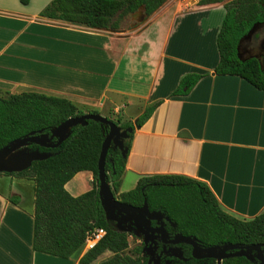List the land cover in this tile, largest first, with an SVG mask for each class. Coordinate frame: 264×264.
<instances>
[{"label": "crops", "instance_id": "0c3cea01", "mask_svg": "<svg viewBox=\"0 0 264 264\" xmlns=\"http://www.w3.org/2000/svg\"><path fill=\"white\" fill-rule=\"evenodd\" d=\"M50 2L0 0L1 92L66 98L122 123L158 102L134 128L117 194L127 177L135 187L143 176L180 174L204 182L238 219L264 212V90L214 72L223 3L167 0L147 17L141 7L127 30L42 16ZM189 73L203 76L187 94L172 95ZM92 181L80 171L65 189L77 196ZM31 183L0 173V264H84V247L69 258L33 250Z\"/></svg>", "mask_w": 264, "mask_h": 264}, {"label": "trees", "instance_id": "16d2710c", "mask_svg": "<svg viewBox=\"0 0 264 264\" xmlns=\"http://www.w3.org/2000/svg\"><path fill=\"white\" fill-rule=\"evenodd\" d=\"M165 1L51 0L41 15L94 28L118 29L121 20L139 8L142 7L145 16H149ZM198 3H223L225 8L217 35L219 60L214 72L238 75L264 90V49L259 51L260 59L241 54L246 41L243 38L253 26L259 25L251 37L253 44L257 45L254 40L261 34L264 37V0H199ZM202 76L200 73L184 75L172 95L187 94ZM157 104L147 106L135 123L113 120L122 128H132L123 143L126 155L123 157L118 148L111 146L106 156L107 181L116 198L133 206H141L146 199L150 210H161L175 223L172 227L165 222L167 231L195 236L204 246L264 243V212L249 220L238 219L221 209L209 187L200 180L180 174H154L140 177L134 188L117 194L134 128L150 117ZM85 113L97 112L93 109L85 112L62 97L39 92L3 93L0 90V148L31 131L47 132L67 118ZM106 132L104 125L89 119L84 125L73 126L58 147H39L51 152L50 157L33 161L20 172L6 173L34 182L33 250L69 258L82 250L87 231L102 227L106 230L105 235L82 255L81 263L145 264V258L141 256L142 242L133 247V255L126 253L128 235L132 233L118 231L114 223L106 219L100 203L97 162ZM37 147L30 145L32 149ZM80 171L92 173V187L73 196L65 189V184ZM180 245L189 260H175L174 264H216L213 258H191V247ZM107 251L111 254L98 260ZM221 264L253 263L243 256H234L223 259Z\"/></svg>", "mask_w": 264, "mask_h": 264}, {"label": "water", "instance_id": "95a60500", "mask_svg": "<svg viewBox=\"0 0 264 264\" xmlns=\"http://www.w3.org/2000/svg\"><path fill=\"white\" fill-rule=\"evenodd\" d=\"M141 10L142 9L140 8V11L138 12L139 14H141ZM142 16L143 15H141L140 18H142ZM262 24L264 25V20ZM258 26L259 25L253 26L243 39H251ZM112 31L117 32L119 30ZM263 49L264 37L260 41V50L262 51ZM260 55L259 52L258 55L251 56L260 59ZM89 119L97 121L107 128L97 162L99 182L98 195L106 219L113 222L118 231L129 232L135 236L142 237L144 244L142 253L150 256L147 264H150L152 260L156 262V260L153 259V254L158 243L155 238H158V235L161 237L160 240L163 244L171 243L175 245L168 249H165V246H163L161 253L173 256L179 260L185 261L187 258L183 256V250L181 247L177 246V244H187L191 247L190 256L194 259L213 258L215 259L216 264H221L223 259L234 256H243L250 262L259 259L260 264H264V248H262L264 247V243L249 245L224 243L222 245L216 244L212 246H204L195 236L183 235L178 232H176L172 238H169V233L165 228V222H169L172 227H175L176 225L161 210H150L146 199H144L141 206H133L117 199L107 181L105 171V164L107 161L106 156L108 149L111 146L118 148L123 157L126 155L127 149L124 147L123 143L128 133L132 131V128H122L112 119L98 113H85L80 116L70 117L57 126L51 127L47 132L42 130H39L38 132L31 131L27 135L9 142L0 148V173L20 172L28 168L33 161L43 160L50 157L52 155L51 152L42 151L39 147H58L63 140L69 136L73 126L78 124L84 125ZM53 138L55 139L54 142H52ZM31 144L37 145L38 147L32 149L30 148ZM152 221L156 222V226H152ZM151 234H154V236ZM253 250L257 252L256 255L253 254ZM159 257L160 256L158 255L157 258L159 259ZM165 264H170V261H166Z\"/></svg>", "mask_w": 264, "mask_h": 264}, {"label": "flooded vegetation", "instance_id": "af4514ba", "mask_svg": "<svg viewBox=\"0 0 264 264\" xmlns=\"http://www.w3.org/2000/svg\"><path fill=\"white\" fill-rule=\"evenodd\" d=\"M241 54H245L246 56L244 57H247V56H251V55H258L259 54V47L258 45H253V42H252V38L251 39H247L243 46H242V49H241ZM54 138L52 139V142H54ZM40 148H44V147H40ZM45 149H54V148H45ZM152 226H156V222L155 221H152ZM169 233V238H172L174 236V234L176 232H170V231H167ZM150 234V233H149ZM152 236H154V234H151ZM161 237L158 235V238H155V240L158 241L157 243V247L156 249L154 250V254H153V259L156 260V262H154L153 260L151 261L150 264H165L166 261H170V264H174V261L175 260H179L173 256H169V255H166L165 253H161L162 252V249H163V246H165V249H168L169 247L171 246H175L171 243H166V244H163V242L160 240ZM142 244H143V241H141ZM144 246V244H143ZM177 246L181 247L180 244H177ZM264 248V247H262ZM182 249V247H181ZM190 251H191V248H190ZM256 251L253 250V254L256 255ZM160 256L159 259L157 258V256ZM183 256H184V252H183ZM263 256H264V253H263ZM185 257V256H184ZM150 258L149 255L146 254V257H145V264H147L148 262V259ZM187 258V257H185ZM189 260V258H187V260H181V261H184V262H187ZM215 260V259H214ZM253 264H260V260L259 259H255L254 262H252Z\"/></svg>", "mask_w": 264, "mask_h": 264}, {"label": "rangeland", "instance_id": "374dc122", "mask_svg": "<svg viewBox=\"0 0 264 264\" xmlns=\"http://www.w3.org/2000/svg\"><path fill=\"white\" fill-rule=\"evenodd\" d=\"M143 13V12H142ZM144 15V14H143ZM145 16V15H144ZM138 16L136 15L135 16V18H131V16L130 15H128V16H126L124 19H122L121 20V22H120V26L121 27H123V28H125V29H127V30H130L131 28V23H133L134 21H135V19L137 18ZM145 17H147V16H145ZM262 40V34L260 35V37L258 38V39H256V40H254V41H256V43H257V45H258V47H259V50H260V41ZM259 43V44H258ZM254 46H255V44H253ZM243 46V45H242ZM241 49H242V47H241ZM242 51V50H241ZM243 56H246L245 54H243ZM27 179V178H26ZM28 180H30V179H28ZM87 184V183H86ZM31 185L33 186V188H34V182H33V184L31 183ZM30 185V186H31ZM84 186H86L85 184H84ZM134 187V184H133V181H132V179H130L129 177H127V179H125L124 181H123V183H122V185H121V189L122 190H124V191H127V190H129V189H132ZM115 225V224H114ZM127 233H129V232H127ZM134 236V237H133ZM136 237V238H135ZM141 241H142V237H140V236H135V235H128V242H129V245H128V248L125 250V252L126 253H128V254H131V255H133L132 254V249H133V247L136 245V244H141ZM105 253H107V255L109 256L111 253L110 252H105ZM141 256L143 257V258H145L146 257V254H141Z\"/></svg>", "mask_w": 264, "mask_h": 264}, {"label": "built area", "instance_id": "2783aa9c", "mask_svg": "<svg viewBox=\"0 0 264 264\" xmlns=\"http://www.w3.org/2000/svg\"><path fill=\"white\" fill-rule=\"evenodd\" d=\"M105 233L106 230L102 227H95L92 230L87 231L83 246L84 249L87 251L94 248L97 243L103 238Z\"/></svg>", "mask_w": 264, "mask_h": 264}]
</instances>
